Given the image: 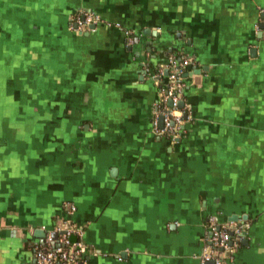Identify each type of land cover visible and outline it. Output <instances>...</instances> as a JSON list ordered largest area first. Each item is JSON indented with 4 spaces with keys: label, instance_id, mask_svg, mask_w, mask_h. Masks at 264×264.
<instances>
[{
    "label": "crops",
    "instance_id": "obj_1",
    "mask_svg": "<svg viewBox=\"0 0 264 264\" xmlns=\"http://www.w3.org/2000/svg\"><path fill=\"white\" fill-rule=\"evenodd\" d=\"M79 10L103 24L70 30ZM181 53L189 120L171 142L152 133L141 62ZM11 71L0 264H35V233L67 221L81 264H199L208 217L250 224L225 264H264V0H0V79Z\"/></svg>",
    "mask_w": 264,
    "mask_h": 264
},
{
    "label": "built area",
    "instance_id": "obj_2",
    "mask_svg": "<svg viewBox=\"0 0 264 264\" xmlns=\"http://www.w3.org/2000/svg\"><path fill=\"white\" fill-rule=\"evenodd\" d=\"M100 24H103V20L99 15L91 11L79 10L70 16L68 28L76 32H90ZM114 27H119V24H115ZM125 35L126 44L132 46L135 42L133 33L126 31ZM145 56L146 61L141 62V69L144 76L155 84L158 95L152 109V133L165 136L171 142H175L189 120L184 95L186 73L192 59L181 53L167 58L165 63L152 70L149 67V55ZM179 103H182V107H179ZM73 212L74 207L69 206L68 216L70 217ZM206 223V239L199 256V264L209 262L225 264L232 260L250 224L239 221L229 225H218L213 217H208ZM178 225V223L173 224V226ZM51 232L60 233V235L56 241H53L48 232L42 246L35 249V264H80L86 251L80 241L83 231L76 229L67 221L63 228L56 227Z\"/></svg>",
    "mask_w": 264,
    "mask_h": 264
},
{
    "label": "rangeland",
    "instance_id": "obj_3",
    "mask_svg": "<svg viewBox=\"0 0 264 264\" xmlns=\"http://www.w3.org/2000/svg\"><path fill=\"white\" fill-rule=\"evenodd\" d=\"M2 76L3 77L0 79V88H2L3 91L8 93L9 88H11V86H13L12 84H15V82L18 80L15 79V75L13 74V71H11L10 73H7L6 75H2ZM5 76H6V78H5ZM9 79H12L14 82L11 83V81H8ZM22 83L25 84L26 82L23 80ZM10 92L12 94H14L13 90H11ZM12 96H15V95H9V97L0 96V105H4L6 100H8L9 98H12Z\"/></svg>",
    "mask_w": 264,
    "mask_h": 264
},
{
    "label": "water",
    "instance_id": "obj_4",
    "mask_svg": "<svg viewBox=\"0 0 264 264\" xmlns=\"http://www.w3.org/2000/svg\"><path fill=\"white\" fill-rule=\"evenodd\" d=\"M92 29H93V27H91ZM170 104V103H169ZM179 107H182V103H179ZM230 220H232V221H236L237 220V217H231V219ZM68 226H70V225H68ZM62 228H63V226H62ZM60 235V233H52L51 234V238H52V240L53 241H56L57 240V238H58V236ZM35 237H37V238H39L40 240L42 239V243L44 242L43 241V239L45 238V233L44 232H42V233H35ZM245 242H246V240L244 239L243 241H242V245H245ZM81 264V263H80ZM208 264H212L211 262H209Z\"/></svg>",
    "mask_w": 264,
    "mask_h": 264
},
{
    "label": "trees",
    "instance_id": "obj_5",
    "mask_svg": "<svg viewBox=\"0 0 264 264\" xmlns=\"http://www.w3.org/2000/svg\"><path fill=\"white\" fill-rule=\"evenodd\" d=\"M172 56H175V54H170V55H168L166 58H170V57H172ZM159 66H160V64H154V63L151 61V59H150V61H149V67H150L152 70L157 69Z\"/></svg>",
    "mask_w": 264,
    "mask_h": 264
}]
</instances>
